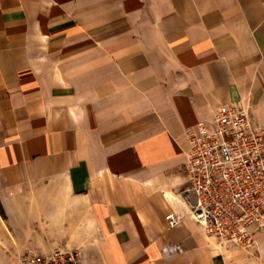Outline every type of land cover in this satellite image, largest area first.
I'll use <instances>...</instances> for the list:
<instances>
[{"label": "crops", "instance_id": "1", "mask_svg": "<svg viewBox=\"0 0 264 264\" xmlns=\"http://www.w3.org/2000/svg\"><path fill=\"white\" fill-rule=\"evenodd\" d=\"M264 126V0H0V235L83 264H264L181 212L186 128ZM179 246L178 253L174 246Z\"/></svg>", "mask_w": 264, "mask_h": 264}, {"label": "built area", "instance_id": "2", "mask_svg": "<svg viewBox=\"0 0 264 264\" xmlns=\"http://www.w3.org/2000/svg\"><path fill=\"white\" fill-rule=\"evenodd\" d=\"M187 181L181 212L165 216L168 227L183 219L197 223L218 250L254 249L264 232V126L240 102L219 106L211 121L186 128ZM180 253L181 248L174 246ZM16 264H83L77 249L25 252Z\"/></svg>", "mask_w": 264, "mask_h": 264}, {"label": "rangeland", "instance_id": "3", "mask_svg": "<svg viewBox=\"0 0 264 264\" xmlns=\"http://www.w3.org/2000/svg\"><path fill=\"white\" fill-rule=\"evenodd\" d=\"M239 251L251 252L252 250L246 251L239 249ZM18 255L19 254L11 253L7 250V245H5V242L0 235V264H16V258Z\"/></svg>", "mask_w": 264, "mask_h": 264}]
</instances>
